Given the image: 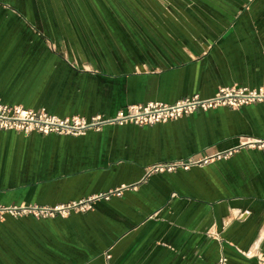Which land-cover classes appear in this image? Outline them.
<instances>
[{
	"label": "crops",
	"instance_id": "0c3cea01",
	"mask_svg": "<svg viewBox=\"0 0 264 264\" xmlns=\"http://www.w3.org/2000/svg\"><path fill=\"white\" fill-rule=\"evenodd\" d=\"M264 92V0H0V99L58 117ZM264 138V104L78 136L0 130V205L65 217L0 221V264H264V154L243 148L188 170L163 162Z\"/></svg>",
	"mask_w": 264,
	"mask_h": 264
},
{
	"label": "built area",
	"instance_id": "2783aa9c",
	"mask_svg": "<svg viewBox=\"0 0 264 264\" xmlns=\"http://www.w3.org/2000/svg\"><path fill=\"white\" fill-rule=\"evenodd\" d=\"M263 103L264 92L261 89H250L242 86L219 87L213 96L201 98L191 95L172 104L147 102L134 104L120 110L114 117L104 118L100 115L85 119L83 117H58L43 109L33 110L21 105H9L0 99V130H11L24 135L36 132L42 135L58 134L78 136L89 129L98 130L105 124L133 123L138 126L166 123L177 120L196 111H207L218 107L238 109L242 106ZM243 148L255 149L264 154V138H240L237 144L222 152H211L201 156H190L186 159L156 163L146 168V174L188 170L191 167L207 165L213 161L227 159ZM120 190L92 196L77 202L54 206L40 205H0V221L5 217L14 218L30 216L33 218L65 217L71 212H84L91 208L97 199H109ZM213 264H226V258L220 257Z\"/></svg>",
	"mask_w": 264,
	"mask_h": 264
},
{
	"label": "rangeland",
	"instance_id": "374dc122",
	"mask_svg": "<svg viewBox=\"0 0 264 264\" xmlns=\"http://www.w3.org/2000/svg\"><path fill=\"white\" fill-rule=\"evenodd\" d=\"M251 149V148H250ZM203 166V165H202ZM195 167H198V166H195ZM192 168V167H191ZM190 169V168H189Z\"/></svg>",
	"mask_w": 264,
	"mask_h": 264
}]
</instances>
